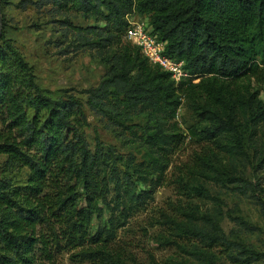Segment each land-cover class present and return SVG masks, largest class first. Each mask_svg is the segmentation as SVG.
<instances>
[{"label": "trees", "instance_id": "16d2710c", "mask_svg": "<svg viewBox=\"0 0 264 264\" xmlns=\"http://www.w3.org/2000/svg\"><path fill=\"white\" fill-rule=\"evenodd\" d=\"M44 2L104 20L94 44L107 54V69L97 86L83 92L90 109L114 125H122L133 111L149 117L143 143L156 160L158 177L180 141L172 121L186 98L199 120L191 134L202 145L190 172L254 195L256 185L235 171L245 157L241 125L256 133L264 124V102L244 86L251 78H264V0ZM132 15L147 19L152 33L165 41V54L183 62L186 78L174 83L125 38ZM85 124L81 102L68 94L47 95L0 29V264H53L62 252L92 264H124L112 250L116 232L148 205L153 191L136 169L119 172L121 159L111 148L91 152ZM221 153L229 158L227 168L217 163ZM22 169L28 173L22 183L3 176ZM179 182L215 204L212 214L200 217L193 204L186 219L176 223L179 235H190L206 249L197 245L192 253L208 259L207 249L218 244L232 262L256 261V252L229 240L219 226L222 201L183 175Z\"/></svg>", "mask_w": 264, "mask_h": 264}, {"label": "rangeland", "instance_id": "374dc122", "mask_svg": "<svg viewBox=\"0 0 264 264\" xmlns=\"http://www.w3.org/2000/svg\"><path fill=\"white\" fill-rule=\"evenodd\" d=\"M44 1L5 0L0 8L5 37L21 52L32 68L36 83L47 95L60 98L68 94L81 102L86 116L83 133L90 151L99 146L104 151L106 147L111 148L115 157L121 159L117 161L119 172L132 174L136 169L153 191L148 205L117 230L113 253L118 254L124 264H239L232 262L227 249L218 244L207 249L210 258L195 256L192 250L201 243L176 231V223L186 219L184 213L191 205H195L199 217L212 214L215 208L211 199L200 197L179 182L183 175L188 183L202 184L222 201V214L218 219L222 231L229 240L240 242L248 251L258 254L251 264H264V124L256 133L246 124L240 127L245 157L235 173L256 185L254 195L244 194L233 190L232 186H219L197 172H190L194 154L202 152V145L191 134L199 120L189 108L188 99L182 98L172 121L177 126L180 141L176 150L167 155L169 165L164 175L158 177L156 160L143 143L144 130L152 124L149 117L133 111L131 116L120 120L122 125H114L90 109L83 92L97 86L107 69L104 61L107 54L94 44L98 40L95 32L104 26V20ZM90 29L93 34L88 33ZM244 86L257 91L258 98L264 102V78L258 81L251 78ZM258 157L263 161L259 162ZM217 163L227 168L229 158L221 153ZM27 174V170L22 169L3 176L22 183ZM198 222L204 224L202 218ZM235 250L233 254L238 255L240 252ZM53 264L92 263L62 252Z\"/></svg>", "mask_w": 264, "mask_h": 264}, {"label": "built area", "instance_id": "2783aa9c", "mask_svg": "<svg viewBox=\"0 0 264 264\" xmlns=\"http://www.w3.org/2000/svg\"><path fill=\"white\" fill-rule=\"evenodd\" d=\"M128 27L125 38L137 45L148 62L159 66L168 72L174 83L188 76V71L183 67V62L168 57L165 54L166 43L152 33L150 24L146 18L128 16Z\"/></svg>", "mask_w": 264, "mask_h": 264}, {"label": "water", "instance_id": "95a60500", "mask_svg": "<svg viewBox=\"0 0 264 264\" xmlns=\"http://www.w3.org/2000/svg\"><path fill=\"white\" fill-rule=\"evenodd\" d=\"M0 29H1V25H0Z\"/></svg>", "mask_w": 264, "mask_h": 264}]
</instances>
